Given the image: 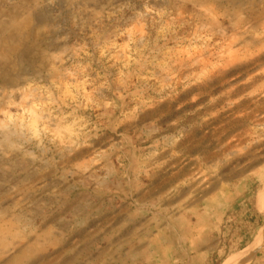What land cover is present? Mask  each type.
<instances>
[{
	"label": "rangeland",
	"instance_id": "374dc122",
	"mask_svg": "<svg viewBox=\"0 0 264 264\" xmlns=\"http://www.w3.org/2000/svg\"><path fill=\"white\" fill-rule=\"evenodd\" d=\"M263 190L264 0H0V264H264Z\"/></svg>",
	"mask_w": 264,
	"mask_h": 264
},
{
	"label": "bare ground",
	"instance_id": "6f19581e",
	"mask_svg": "<svg viewBox=\"0 0 264 264\" xmlns=\"http://www.w3.org/2000/svg\"><path fill=\"white\" fill-rule=\"evenodd\" d=\"M258 205H259V208L263 211V214H264V190L259 195ZM257 243H258V241H257ZM254 245L256 247V244H254ZM253 252H254V247L250 246L247 249L241 250L240 252H238L235 255L229 256L228 258H226L223 261L222 264H246L252 258Z\"/></svg>",
	"mask_w": 264,
	"mask_h": 264
}]
</instances>
